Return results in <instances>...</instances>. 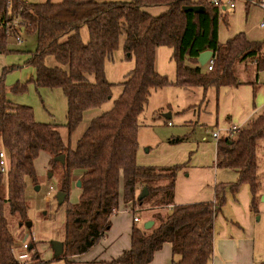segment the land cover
<instances>
[{
	"label": "trees",
	"instance_id": "obj_1",
	"mask_svg": "<svg viewBox=\"0 0 264 264\" xmlns=\"http://www.w3.org/2000/svg\"><path fill=\"white\" fill-rule=\"evenodd\" d=\"M184 6L198 9L185 11ZM150 8L163 10L152 14ZM15 18L24 32L36 37V48L25 61L35 68L31 81L36 88L62 89L67 98V120L64 124L39 122L31 106L8 100L4 74L15 67L5 69L0 76V140L9 164L5 172L0 170V264H24L13 254L16 241L5 208L7 205L9 214L19 213L23 222L27 183L39 180L37 161L42 155L51 167L57 163L55 157L64 156L56 176L58 190L65 193L63 251L55 259L63 258L69 264L71 256L87 252L104 238L118 210L121 180L122 201L139 208L133 207V212L153 207L160 211L152 212L153 224L148 229L133 223L129 248L104 264H148L165 242L172 246L171 264H208L213 255L214 222L226 191L235 194L246 184L250 210L258 212L256 203L264 194V180L259 177L256 145L264 137V110L234 130L235 137L229 133L217 138L216 167L234 170L238 179L214 186L215 203H174L176 176L182 164H137L139 116L152 89L170 84L202 91L213 87L216 92L221 86L236 87L241 83L240 66L251 75L246 63L252 60L256 61L254 79L244 82L254 88L257 74L264 68V40H248L241 32L220 43L221 15L210 0H0V51H9L6 32ZM82 27L88 31L86 42L81 38ZM122 34L123 51L134 58V67L126 74L111 108L94 117L71 147V136L84 112L111 97L104 64ZM159 46L173 48L174 81L155 69ZM204 51L212 52L210 70L198 63ZM48 59L54 63L48 64ZM26 89L27 82L11 87L16 93ZM179 140L171 138L169 142ZM72 188L78 191L74 201L70 199ZM143 188L148 193L139 199ZM168 206L171 209H165Z\"/></svg>",
	"mask_w": 264,
	"mask_h": 264
},
{
	"label": "rangeland",
	"instance_id": "obj_2",
	"mask_svg": "<svg viewBox=\"0 0 264 264\" xmlns=\"http://www.w3.org/2000/svg\"><path fill=\"white\" fill-rule=\"evenodd\" d=\"M24 1H34V0H24ZM60 1V0H58ZM163 8H150L149 11L152 14H158L162 11ZM240 11V10H239ZM231 13H229L230 16ZM260 12L252 14L251 8L248 12H236L235 18H230L227 26L228 28L233 27L238 29L241 26L247 25L255 33H259L256 25L260 20ZM223 31V30H222ZM261 36L257 41L262 42L264 40V32H260ZM81 38L82 41L86 42L88 40V31L86 27L81 29ZM8 39L7 43H8ZM123 41L124 35H120L119 43L116 50L113 51L112 57L105 60L104 70L105 76L108 82L111 84V97L106 102L102 103L100 106L86 110L83 115V119L73 132L71 136V147H75L78 138L83 134L85 129L88 127L91 120L101 115L103 112L109 110L113 104V101L119 96L122 90V82L126 79V74L134 67V58L128 57L127 53L123 51ZM16 42V41H15ZM13 39L9 40V48L13 50H19L24 54H19L15 58L16 63H21L24 59L27 60V55L25 53H33L36 47V37L33 33L24 32L21 40V44H17ZM173 48L171 46H159L156 48L155 52V68L157 72L161 75L166 76L168 81H174L175 79V61L171 58ZM262 56L264 57V48L262 49ZM52 59H48V64H53ZM256 61L252 60L246 63V67L252 69L251 75L247 71H243V66H240V71L238 78L240 80L250 81L254 79V70ZM15 66H20L17 64ZM12 67V66H11ZM89 80H93L92 76H88ZM264 79V68L257 74L255 81ZM30 81H27V84ZM21 83V82H19ZM26 83V82H23ZM199 88H184L174 84L166 85L164 87H159L151 90L150 97L147 104L144 106L143 111L139 116V123L143 122L148 124V128L155 126L153 129H144L141 128V144L138 145V148L146 146L149 140H153L154 136H167L173 131L174 128L180 127L181 115L178 112L183 111L187 108L188 105L195 103L198 104L199 110L194 114V119L200 118L204 119V122L208 120L207 126L209 128L214 127L215 119V109L214 106L215 95L211 90L202 91L203 96L201 98L198 93ZM25 98L31 103L29 104L33 110L38 111L41 114L43 109L40 104L39 95L34 90H27L23 93ZM208 102V103H207ZM33 103V105H32ZM207 104V106H206ZM263 113V112H262ZM261 113V114H262ZM165 114H170L171 118H165ZM259 114V115H261ZM184 116H189L193 119V116L190 113H187ZM212 121V122H211ZM66 122V120L64 121ZM167 122L173 123L172 126H168ZM47 123V122H45ZM212 124V125H209ZM202 127V128H201ZM195 140L200 142L201 139L205 136V125H197L195 129ZM224 136L225 134L222 133ZM235 137V136H232ZM183 139V136L180 137V140L174 145L182 143L180 142ZM190 141H183V143ZM139 144V141H138ZM207 144L202 141V154L197 153L193 155L189 150V157L186 162L176 163L182 164L183 167L177 173L175 190L176 192L185 197L189 191L195 188L198 191L200 185L205 183H210L212 181V171H210L207 162L205 160V150ZM0 151L4 153V161L6 167H8L9 160L8 156L2 146L0 140ZM258 156L263 160V166L261 165L260 169H264V138L258 141ZM59 162L53 167L48 166L47 156L42 155L41 158L37 161L38 167V179L37 181L31 183L28 181L27 191H26V209H25V218L23 222H20L19 213L9 214V209L6 205L5 211L7 214V222L10 231L15 236L16 248L13 251L14 256L20 262L24 264H66L64 259H55L54 249L52 243L54 241H59L62 239V229L65 224V204L59 205L56 201L55 195L58 188L56 184V176L58 175ZM184 168V169H183ZM53 170L51 177L47 176L49 171ZM78 172H75V175ZM262 180L263 177L259 175ZM229 181V180H228ZM236 181V180H234ZM190 184V185H188ZM39 186L38 190H35L34 187ZM246 185L241 184L235 194H232L230 190H227L225 193V202L221 207L220 212L216 216L217 223V232L223 230L225 227H230V221L236 222L241 228L245 226L246 230H249L251 237L255 239L256 250H259L262 253V256L255 260V264L264 263V214H260L259 205L262 201V196L258 198L256 203L257 213L250 211V199H249V190ZM122 181L120 180L119 195L120 200H122ZM139 193V192H138ZM78 191L76 188H72L70 199L76 198ZM263 195V194H262ZM133 205V206H132ZM136 204H130L129 210L132 213L122 214L121 211L125 209L124 204L119 202L118 212L112 217L113 228L112 231L120 233L121 236L127 235V227L130 226L132 221V214L140 218V222L137 225H142L146 222V219L150 220L152 217V212L156 213L160 211V208L153 207L149 209L150 211L137 210L133 212V207ZM144 205H150V203H145ZM134 209H139L134 207ZM167 209V207L165 208ZM168 210V209H167ZM260 215V216H259ZM27 216V218H26ZM249 216V220H247ZM259 217V218H257ZM31 222V226L27 227L26 223ZM227 225V226H226ZM108 231L104 236L109 234ZM109 238L113 237V234L108 235ZM26 244V247L23 246ZM118 245V241L114 246ZM86 252L84 255L87 258V261L69 263V264H94L92 262L93 253ZM258 257V256H257ZM71 258V257H70ZM69 258V259H70Z\"/></svg>",
	"mask_w": 264,
	"mask_h": 264
},
{
	"label": "crops",
	"instance_id": "obj_3",
	"mask_svg": "<svg viewBox=\"0 0 264 264\" xmlns=\"http://www.w3.org/2000/svg\"><path fill=\"white\" fill-rule=\"evenodd\" d=\"M45 0H34L27 2H44ZM53 2H58V0H50ZM236 6L233 9H227L225 11L220 12L221 18L219 20L218 25V40L220 43H224L229 38H232L234 35L238 33H244L246 38L251 41H257L260 38V32H264V25H262V20L264 18V9L258 5L251 4L246 2V0H235ZM249 8H251L252 14L257 11L260 12V20L257 22V29L259 33L253 32L247 25L241 26L238 29L233 27H226L228 22L235 18L236 12H248ZM240 10V11H239ZM229 13L230 16H229ZM229 17L232 18L229 20ZM19 21V20H18ZM223 30V31H222ZM21 34L18 36L20 40H22V36L24 33V27L20 29ZM6 36L7 32H6ZM14 37V36H13ZM14 38L9 37L7 43V50L9 51H0V76L5 72L7 67H15L14 69H9L5 72V85H6V96L7 99L15 104H23L28 105L31 104L26 98L25 94L16 93L11 91V87L15 83H23L30 81L27 84L28 90H34L39 95V100L41 107L43 109V113L41 114L36 110H33V115L35 120L39 122H47L54 124H64L65 120H67V98L60 88H36L34 83L31 81L35 76V68L26 65L25 59L21 63H16L15 58L19 54H24L19 50H13L9 48V40ZM17 43V42H15ZM17 44H21L17 43ZM36 48V47H35ZM156 52V51H155ZM27 58L29 57L28 53H25ZM20 64V66H15ZM156 69V68H155ZM246 80H241L238 86H221L216 92L215 88H208L215 95L214 106L216 109L215 119H214V127L211 129L207 126L208 120L204 122V119H194V114L199 110V103H192L187 106L181 112H178L181 115L180 119V127L174 128L171 133L167 136H154L153 140H149L146 146H140L136 153V162L138 165L146 166L152 165L157 167H165L171 166L176 163L186 162L189 157V150L193 152V155L200 153L202 154V141L207 144L205 150V160L207 165L212 171V181L210 183H205L200 185L198 191L193 188L191 191L187 193L185 197L180 196L175 188H174V203L175 204H189L195 202H212L215 203L214 198V186L218 183H226L230 184L237 181L238 174L234 170L230 169H221L216 167V140L217 138L212 136L213 130H218L219 136L222 137V133L225 135L231 133L232 136H235L237 132L233 131L235 128L244 127L251 118L257 114L261 113L264 110V79L263 81L257 80L255 81V87L250 83L244 82ZM251 81V80H250ZM207 89V90H208ZM255 89V90H254ZM27 90V89H26ZM204 92V91H203ZM202 89H198V93L201 98L203 96ZM150 97V96H149ZM217 98V102H216ZM208 103V102H207ZM33 105V103H32ZM207 106V104H206ZM193 116V119L189 116H184L187 113H190ZM167 115V114H165ZM165 118H171L168 116H164ZM212 122V121H211ZM140 127L138 129V141L139 145L141 144V132L140 129H153L155 126H151L148 128V124L140 122ZM204 124L205 125V136L201 139L200 142H196L195 140V129L197 125ZM168 126H172L173 123L167 122ZM212 125V124H209ZM202 128V127H201ZM232 130V131H231ZM183 136V139L180 141L182 143L174 145V143H170L169 140L171 138H180ZM264 138V137H263ZM190 141L184 142L183 141ZM256 161L258 165V170L260 175L264 180V169L261 170V165L263 166V160L258 156V143L256 145ZM184 169V168H183ZM177 178V176H176ZM229 180V181H228ZM176 183V182H175ZM190 185V184H188ZM246 185V184H243ZM247 186V185H246ZM245 186V187H246ZM248 188V187H247ZM261 196H264L261 195ZM260 196V197H261ZM250 199V197H249ZM119 202L123 203L125 209L121 211L122 214L132 213L129 210L131 202L124 203L122 200ZM133 206V205H132ZM260 214H264V199H262L260 205ZM251 211V210H250ZM118 212V211H117ZM117 212L115 214H117ZM114 216V215H113ZM112 216V217H113ZM260 216V215H259ZM111 217V226L108 231L109 234H113L112 238H109V234L104 236L97 244H95L90 250L89 253H93L92 262L94 264H104L106 261H110L112 258L119 256L123 250L128 249L130 246V231L132 224H138L139 221L134 222L132 214V221L130 226L127 227V235L121 236L119 231H112ZM137 217V216H136ZM227 220L230 221L231 228L225 227L223 230L217 232V223L214 222V238H213V255L212 259L208 264H255V260L262 256V253L259 250H256L255 238L251 237L249 234V230L240 227L236 222H233L232 219ZM259 218V217H257ZM249 216H247V220H249ZM148 220V219H146ZM216 220V218H215ZM144 223H142L143 225ZM138 226V225H137ZM106 231V233L108 232ZM105 233V234H106ZM62 239H59L61 241ZM118 241V245L114 246ZM87 251V252H88ZM86 253V252H85ZM83 253V254H85ZM83 254L73 255L71 256L70 263H77L82 261H87L88 259L84 257ZM258 256V257H257ZM172 261V246L171 243L165 242L162 247L155 252L154 257L151 262L148 264H171Z\"/></svg>",
	"mask_w": 264,
	"mask_h": 264
},
{
	"label": "built area",
	"instance_id": "obj_4",
	"mask_svg": "<svg viewBox=\"0 0 264 264\" xmlns=\"http://www.w3.org/2000/svg\"><path fill=\"white\" fill-rule=\"evenodd\" d=\"M210 1L215 6H217V8H218V10L220 12L225 11L227 9H233L236 6L235 0H210ZM246 2L251 3V4L258 5V6H260L261 8L264 9V0H246ZM18 20L19 19L15 18L11 22L12 27L7 31V35H8L7 38H9V37L14 38V40L17 43H20L21 40H20V38L18 36L21 34L20 29L22 28V25H21V22L18 21ZM262 25H264V18L262 20ZM206 65H207V70H210L212 68V65H213V60L210 58L209 61L206 63ZM236 129L237 128H235V130ZM212 136L215 137V138H218V136H219L218 130H213L212 131ZM4 158H5L4 153L0 151V170L2 172H5L7 170V167H6V163L4 161ZM213 202L214 201H212V203ZM167 209H171V206H168ZM133 221L134 222H138L139 221L138 217L134 216L133 217ZM62 237H63V233H62ZM23 246L26 247V244H23ZM13 251H15V250H13Z\"/></svg>",
	"mask_w": 264,
	"mask_h": 264
},
{
	"label": "water",
	"instance_id": "obj_5",
	"mask_svg": "<svg viewBox=\"0 0 264 264\" xmlns=\"http://www.w3.org/2000/svg\"><path fill=\"white\" fill-rule=\"evenodd\" d=\"M183 9L185 11H188V10L196 11L198 9V7L184 6ZM211 55H212L211 51H204V52L200 53V55L198 56V63L200 65H202V66L205 65L209 61ZM164 116L170 117V114H167V115H164ZM54 160L56 162H59V163L63 164L64 163V156L63 155L57 156V157L54 158ZM48 177L49 178L51 177V173L48 174ZM79 185H80V183L77 182V186H79ZM34 189L38 190L39 186H35ZM147 193H148L147 189L143 188L141 190L139 196H138L139 199H143L147 195ZM262 199H264V196H262ZM56 201H57V203L59 205H62L64 203V201H65V193L61 192V191H58L56 193ZM152 224H153V221L150 220V221H146L143 224V226H144L145 229H148V228H150L152 226ZM26 226L30 227L31 226V222L28 221L26 223ZM52 247L54 249V255L55 256H59L62 253V251H63V244H62L61 241H54L52 243Z\"/></svg>",
	"mask_w": 264,
	"mask_h": 264
},
{
	"label": "flooded vegetation",
	"instance_id": "obj_6",
	"mask_svg": "<svg viewBox=\"0 0 264 264\" xmlns=\"http://www.w3.org/2000/svg\"><path fill=\"white\" fill-rule=\"evenodd\" d=\"M59 240V239H58Z\"/></svg>",
	"mask_w": 264,
	"mask_h": 264
}]
</instances>
